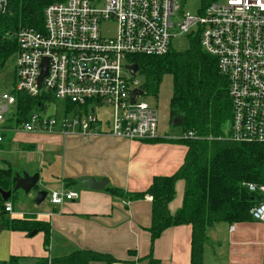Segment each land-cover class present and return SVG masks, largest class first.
I'll use <instances>...</instances> for the list:
<instances>
[{"label": "built area", "instance_id": "obj_1", "mask_svg": "<svg viewBox=\"0 0 264 264\" xmlns=\"http://www.w3.org/2000/svg\"><path fill=\"white\" fill-rule=\"evenodd\" d=\"M11 13V0H0V15ZM198 36L202 48L217 59L228 80L231 116L225 138L264 144V0H212L194 14L178 0H64L43 10L40 28H21L14 58V82L0 92V139L8 125L22 131L81 136L110 135L131 141L158 137V110L138 100L142 82L126 66L136 56L168 53L174 36ZM46 73L39 81L42 72ZM141 89L131 101V91ZM54 98L45 111L34 112L13 127L16 97ZM56 101L61 102L60 107ZM68 103V104H66ZM53 104V112L45 114ZM103 107L110 112H101ZM181 138L200 139L189 131ZM179 137V138H180ZM263 199L251 207L253 221L264 224V184H247ZM61 188L50 202L75 199ZM5 210H12L5 202ZM264 260V257H263Z\"/></svg>", "mask_w": 264, "mask_h": 264}, {"label": "trees", "instance_id": "obj_2", "mask_svg": "<svg viewBox=\"0 0 264 264\" xmlns=\"http://www.w3.org/2000/svg\"><path fill=\"white\" fill-rule=\"evenodd\" d=\"M57 1L64 0H11V13L0 15V76L18 52V31L27 27L40 28L44 8ZM211 1L201 0L200 7L205 8ZM132 60L139 66L143 78L141 88L147 95L156 97L162 79L166 75L171 77L168 101L170 123L173 118H180L177 127L181 134L191 131L202 138L168 139L186 147L183 163L173 174L154 176L145 190L105 189L115 197L131 200L143 199L146 195L151 197V223L147 228L151 249L167 228L189 225L190 264H201L209 228L219 223L253 221L249 210L262 201L263 195L258 189L249 190L247 184H264V144L233 142L224 137L231 116L228 80L220 73L217 59L202 48L197 35L189 36L188 47L183 51L170 50L161 56H136ZM11 82H14V69ZM14 95L16 103L10 118L13 127L21 126L34 112H43L49 102H55L54 98L30 97L22 92H14ZM163 140L166 139L147 141ZM15 173L10 165L0 168V189L11 191L7 201L0 197V224L8 230L28 235L33 230L42 232L46 249L50 237L48 222L36 219L33 214L11 218L5 210V202L13 203L18 191L13 190ZM178 181L183 182L182 202L172 214L169 204L175 198ZM130 252L132 254V250ZM145 259L147 264H160L151 252ZM92 262L113 264L125 261L109 253L88 249L52 258L10 255L0 260V264Z\"/></svg>", "mask_w": 264, "mask_h": 264}, {"label": "crops", "instance_id": "obj_3", "mask_svg": "<svg viewBox=\"0 0 264 264\" xmlns=\"http://www.w3.org/2000/svg\"><path fill=\"white\" fill-rule=\"evenodd\" d=\"M30 132L8 125L1 133L0 168L10 165L19 174L38 173V190L66 188L76 191L78 196L58 204L49 201L52 206L33 208L30 212L22 206L15 209L11 203L8 217L33 214L49 223V245L44 248L42 232H37L39 236L34 239L30 234L11 231L2 225L0 260L10 255L60 257L88 249L125 261L113 264H147L145 257L150 252L160 264H190L189 225L167 228L151 249L147 231L151 223V197L131 200L115 197L105 189L145 190L154 176L170 175L179 168L186 152L184 145L168 140L174 138L166 133L156 137L166 140L156 142L110 135ZM84 177L97 181L105 178L107 183L100 190H92L80 183ZM175 191V198L169 204L172 214L181 206L182 181L176 183ZM263 257V223H219L207 230L201 264H264Z\"/></svg>", "mask_w": 264, "mask_h": 264}, {"label": "rangeland", "instance_id": "obj_4", "mask_svg": "<svg viewBox=\"0 0 264 264\" xmlns=\"http://www.w3.org/2000/svg\"><path fill=\"white\" fill-rule=\"evenodd\" d=\"M180 10L184 13L188 12L191 14H194L198 11L200 8V3L201 0H178ZM188 47V37L185 35H176L172 39L171 42V48L172 50L175 51H183ZM14 65V61L8 64V67L5 69V71L1 74L0 76V92L3 90H7L11 87V81H12V67ZM135 78L140 80L142 82L143 78L139 73L135 74ZM170 92H171V77L169 75H166L160 84L159 91L156 97L147 95V94H142L139 95L138 100L144 101L149 105L155 104L157 106L158 110V128H157V133L158 134H165L169 137L173 138H178L181 135L180 128L173 125L169 121V115H168V101L170 97ZM61 102L56 101V106L59 108ZM101 112L104 113H109L110 108L103 107ZM36 131H42L40 128H37ZM47 134H55L59 132H48L44 131ZM31 133V132H28ZM55 143V142H54ZM38 185L40 183L38 182ZM61 189V188H60ZM60 189H56L55 191H58ZM47 195L43 201L40 203L35 202L36 195L38 193L37 188L31 189L28 193L23 192L22 190H18L16 193L17 196L13 199V206L15 209L18 207L22 206L25 208H28L30 212L33 211V208H38V209H44L46 207H50L53 204H50V196L52 190H50L47 187ZM39 234L35 233V235H32V238L37 239Z\"/></svg>", "mask_w": 264, "mask_h": 264}, {"label": "water", "instance_id": "obj_5", "mask_svg": "<svg viewBox=\"0 0 264 264\" xmlns=\"http://www.w3.org/2000/svg\"><path fill=\"white\" fill-rule=\"evenodd\" d=\"M130 74H134L136 71L139 70V66L137 63H132L128 64L126 66ZM46 73L45 69L42 72V74L39 77V81L41 80L42 76ZM142 90L141 89H134L131 91L130 97L131 101H133L134 97L137 94H141ZM5 106L2 105L0 106V112H3L5 110ZM53 112V104L50 105L49 109L47 110L45 114V118H47L49 115H51ZM171 123L175 126H178L180 124V118H173ZM14 181V187L13 190H22L25 193H28L31 189L37 188L38 187V181H39V174L38 173H33L29 175L26 172H22V174L15 173V176L13 177ZM80 183L89 189L92 190H100L102 189L106 183L107 180L105 178H102L100 180H95L92 177H84L80 180ZM47 195V192L45 189H40L36 195L35 202L40 203L45 199ZM0 197L3 201H7L11 197V191L10 190H2L0 189ZM2 229V225L0 224V230ZM36 232L33 230L30 235H34Z\"/></svg>", "mask_w": 264, "mask_h": 264}]
</instances>
